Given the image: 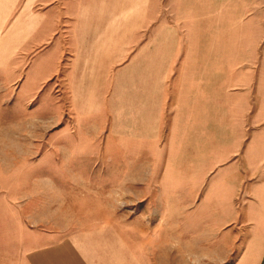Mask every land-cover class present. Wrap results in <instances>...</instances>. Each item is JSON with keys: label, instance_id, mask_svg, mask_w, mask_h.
Segmentation results:
<instances>
[{"label": "crops", "instance_id": "0c3cea01", "mask_svg": "<svg viewBox=\"0 0 264 264\" xmlns=\"http://www.w3.org/2000/svg\"><path fill=\"white\" fill-rule=\"evenodd\" d=\"M151 1L66 0L75 53L65 72L71 123L60 131L69 147L66 161L84 147L92 153L91 147L102 166L96 232L32 238L31 249L6 253V264H264L263 22L257 21V40L238 49L200 47L192 37L198 28L188 23L207 18L203 32L215 35L221 20L232 18L233 2L240 3L233 17L254 13L260 20L263 8L251 11L249 4L264 0H174L206 4V10L187 8L186 42L161 49L170 53L159 60L149 54L142 74L121 80L118 62L132 43L120 36L140 34L147 24L151 35L152 17L135 11ZM91 3L117 5L95 19L83 12ZM143 50L152 44L143 43ZM56 58L36 61L34 74L50 75ZM121 82L128 83L126 95ZM22 92L24 100L28 91ZM124 163L133 211L127 220L119 218L115 202Z\"/></svg>", "mask_w": 264, "mask_h": 264}, {"label": "rangeland", "instance_id": "374dc122", "mask_svg": "<svg viewBox=\"0 0 264 264\" xmlns=\"http://www.w3.org/2000/svg\"><path fill=\"white\" fill-rule=\"evenodd\" d=\"M66 5V0H0V264L9 261L5 254L10 251L31 249L32 238L45 240L47 235H60L64 230L72 234L96 232L92 222L98 214L97 188L102 183L98 173L102 166L91 147L88 151L92 153L87 154L84 147V152L72 153L66 161L69 147L64 146L60 131L67 122L71 123L72 116L65 72L75 51L69 45L70 15ZM113 5L117 4H85L83 12L96 19ZM249 5L251 11H255V5L262 7L263 18L257 20L254 13L242 19L233 17L240 10V3L233 2L232 18L222 19L215 35L203 32L208 28L207 18L189 20L199 29L193 40L200 47L210 44L215 49L223 44L231 49L250 46L258 38L257 21L263 22L264 30V1ZM190 6L199 12L206 10V4L174 0L138 4L136 16L152 17V33H147V24L141 26L140 34L120 36L121 42L132 43L129 50L121 52L118 62L121 80H127L131 72L142 74L149 54L159 60L163 53H170L161 49L186 42L183 16ZM148 42L152 44L151 51L143 50V43ZM258 42H264V33ZM48 54H57L55 69L41 79L44 72L34 74L33 65ZM37 80L39 84H35ZM127 85L120 83L121 94L126 95ZM22 90L28 91L24 100L19 98ZM126 167L124 163L120 169V193L115 201L116 213L124 220L133 213L128 210L126 176L122 175H126ZM188 208L183 219L189 221L193 209L190 205ZM195 208L194 212L198 205ZM37 220L39 224L34 223ZM184 227H188L185 233L191 230V225Z\"/></svg>", "mask_w": 264, "mask_h": 264}]
</instances>
